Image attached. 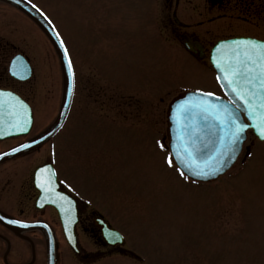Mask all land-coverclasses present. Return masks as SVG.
I'll return each mask as SVG.
<instances>
[{"label": "rangeland", "instance_id": "obj_1", "mask_svg": "<svg viewBox=\"0 0 264 264\" xmlns=\"http://www.w3.org/2000/svg\"><path fill=\"white\" fill-rule=\"evenodd\" d=\"M33 1L70 50L77 72L70 118L55 140L60 158L68 163L70 147L72 157L79 160L82 149L93 152L94 159L86 157V168L94 172L102 169L100 160H106L100 185L74 171V162L63 166L62 174L87 183L80 185L83 194L94 200L151 264H264V143L254 140L257 150L242 176L236 177L242 165L238 160L226 174L228 178L208 184L181 175L175 164L168 163L171 158L159 145L158 135L150 132L149 127L157 128L163 109L179 91L220 92L213 72L160 35V0ZM194 3L203 6L204 0ZM14 10L0 2L4 34L17 47L12 51L24 52L34 68L31 80L16 83L34 108L33 133L47 127L58 114L63 70L46 35ZM100 89L113 91L118 101L127 94L137 97L139 91L162 100L146 96L139 110H126L125 118L110 100L101 99V125L94 115L85 114L94 113V106L84 105L85 100L100 97ZM86 119H90L86 131L92 141L82 136L75 146L68 145L70 133L78 132ZM251 141L250 136L247 143ZM44 146L25 154L23 161L42 160L50 147Z\"/></svg>", "mask_w": 264, "mask_h": 264}, {"label": "flooded vegetation", "instance_id": "obj_2", "mask_svg": "<svg viewBox=\"0 0 264 264\" xmlns=\"http://www.w3.org/2000/svg\"><path fill=\"white\" fill-rule=\"evenodd\" d=\"M193 1L162 0L163 29L179 40L184 33H190L193 38L202 42L204 53L209 48V34L237 32L240 29L246 34L264 36L261 31L264 24L263 0H206L202 10ZM176 16L183 24L179 23ZM198 16H203L199 23L206 19L213 25L222 18L227 20L224 24L197 32L192 23ZM237 19L241 23L235 24V27L233 22H239ZM201 33L207 36L206 40H203ZM5 39L0 33V86L6 81L4 64L11 47ZM101 99L104 103L110 100L117 107L116 110L126 103H132L118 101L115 95H105L94 97L92 102L85 100L84 105L91 107V103L99 108L101 114ZM22 140V137L0 140V151H5ZM36 149L38 147L0 161V215L3 216L0 218V264H145L144 258L131 246L125 235L124 243H120L119 238H113L118 234L110 228L118 230L119 227L96 207L91 197L83 194L80 185L87 183L73 181L62 174L61 166L68 167V163L60 158L57 143L52 144V149L48 150L49 155L52 151L50 156L47 154L40 161L35 159L32 164L23 161L25 154ZM69 153L72 154L70 151ZM87 155L89 161L95 158L93 152L87 154L82 149L80 160L77 158L75 165L77 172L94 179L97 182L94 184L100 185L101 182L95 172L90 170L91 167L86 168ZM46 162L53 163L61 189L67 195L65 214L61 215L53 205L40 206L34 170ZM102 220L107 222L109 228ZM66 229L69 230L68 234ZM69 241L77 246V250L72 248Z\"/></svg>", "mask_w": 264, "mask_h": 264}, {"label": "water", "instance_id": "obj_3", "mask_svg": "<svg viewBox=\"0 0 264 264\" xmlns=\"http://www.w3.org/2000/svg\"><path fill=\"white\" fill-rule=\"evenodd\" d=\"M24 9L28 8L24 7ZM27 11L47 31L64 63V68L66 70V82L63 105L66 111V105L70 101L72 93V79L69 72L68 60L65 57L64 48L58 35L52 27L50 26V28L49 25L42 20V18L35 14V12L30 9ZM233 41L235 40L218 44L213 51L212 61L220 72L219 77H221L220 81L223 84L224 89L231 95L236 104H240V107L247 112L244 102L239 100V98L232 92V88L238 87V85L233 84L229 86L228 80L223 79L225 75H228L229 79H231L229 65L232 64L234 66V62L238 56V53L235 51L236 46L233 44ZM242 51L243 48H241V52ZM2 93L3 95L0 96V134L11 130L17 131L16 129L18 128H28L31 121L30 107L13 93ZM257 93L261 95L259 91ZM204 99L205 98L202 94H191L185 102L184 98L182 101L180 100L174 104L172 109L173 124L171 127V146L177 162L186 173L195 178L207 180L216 177L230 167L235 160L236 155L240 151L245 133H241L239 140H237L234 145H230V136L228 135L230 126L220 125V123L214 120L209 113L202 112L200 108L196 107V105L201 104ZM207 102L218 107L221 110V115L224 114L223 110L227 108L238 118L237 122H242V116L240 115L239 110L231 104H228V106L223 103L216 105L217 102H215V98L212 96L207 97ZM182 103L190 106L189 111L184 113L178 111V105ZM250 103L258 109L257 100H250ZM259 115L260 111L258 109L257 116ZM247 116L251 122L248 124V127L254 128L255 132L259 134L258 130L253 127V124L258 123V121L252 120L249 117L248 112ZM49 134H51V131L44 133L45 137ZM42 139H44V136L40 137V140ZM36 142L39 141L36 140ZM185 144L188 145L189 149H195V164H193L192 160L189 159L184 147ZM197 173L200 174L197 175Z\"/></svg>", "mask_w": 264, "mask_h": 264}, {"label": "snow or ice", "instance_id": "obj_4", "mask_svg": "<svg viewBox=\"0 0 264 264\" xmlns=\"http://www.w3.org/2000/svg\"><path fill=\"white\" fill-rule=\"evenodd\" d=\"M57 35H59V33H57ZM61 44H63V41H61ZM233 44L236 46L235 51L238 53V56L234 62V66L232 64L229 65L231 79H229L228 75H225L223 79L228 80L229 86L233 84L238 85V87L232 88V92L239 100L244 102L249 117L254 121H258V123L253 124V127H255L259 135L264 138V43L248 39L233 41ZM241 48H243L242 52ZM64 53L65 57L68 58V51L66 48L64 49ZM68 66L69 69H71L70 58L68 59ZM220 78L221 77H218V79ZM258 91L261 93L259 96L257 95ZM2 95L3 93L0 92V96ZM202 95L205 99L201 104L196 105V107L200 108L202 112L209 113L220 125L230 126L228 132L230 136L229 144L234 145L237 140H239L241 133H243L249 125L243 122H237L238 118L227 108L223 110L224 114L221 115V110L218 107L207 102V97H211L213 95L212 93H204ZM250 100L258 101L259 116H257L258 109L250 103ZM236 107L239 108L240 104H236ZM189 108L190 106L185 103L178 105V111L181 113L189 111ZM20 130L23 131L24 129L21 128ZM25 146L26 145H22L21 147ZM184 147L189 159L195 164V149H189L187 144H185ZM13 151H17V149H13ZM168 163L171 165L172 160L168 159ZM199 174L200 173H197V175ZM181 175H183V173H181ZM13 222L15 223V221ZM113 238L118 239L119 237L114 236Z\"/></svg>", "mask_w": 264, "mask_h": 264}]
</instances>
